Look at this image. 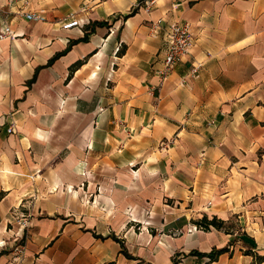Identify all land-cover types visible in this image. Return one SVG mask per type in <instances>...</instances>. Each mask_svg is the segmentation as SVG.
Wrapping results in <instances>:
<instances>
[{"label":"crops","instance_id":"crops-1","mask_svg":"<svg viewBox=\"0 0 264 264\" xmlns=\"http://www.w3.org/2000/svg\"><path fill=\"white\" fill-rule=\"evenodd\" d=\"M141 1L0 0V264H264V0Z\"/></svg>","mask_w":264,"mask_h":264},{"label":"built area","instance_id":"built-area-1","mask_svg":"<svg viewBox=\"0 0 264 264\" xmlns=\"http://www.w3.org/2000/svg\"><path fill=\"white\" fill-rule=\"evenodd\" d=\"M158 0H143L141 5L150 11L156 7ZM180 1V0H173ZM25 18L29 21H44V17L37 13H25ZM164 24L163 19L158 20L153 24V29H158ZM80 26L79 21L76 18H71L66 21L63 25V29L68 30L73 27ZM12 31L9 25H5L0 29V41L11 37ZM168 47L165 51L163 66L158 70V75L160 76L162 82H164L174 70V68L181 62L184 61L186 56L190 53L193 45L194 39L191 30V25L189 23L175 22L168 27L167 32ZM200 65L194 67L191 71L192 75L197 74ZM12 132V129L10 130Z\"/></svg>","mask_w":264,"mask_h":264},{"label":"trees","instance_id":"trees-1","mask_svg":"<svg viewBox=\"0 0 264 264\" xmlns=\"http://www.w3.org/2000/svg\"><path fill=\"white\" fill-rule=\"evenodd\" d=\"M198 225H201L204 229H209L211 226L221 228L224 226V222L218 220L216 217L211 220H209L207 217H204L200 222H198Z\"/></svg>","mask_w":264,"mask_h":264}]
</instances>
